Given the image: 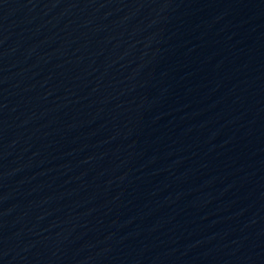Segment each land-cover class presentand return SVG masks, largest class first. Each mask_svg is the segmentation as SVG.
Masks as SVG:
<instances>
[{"label":"water","instance_id":"obj_1","mask_svg":"<svg viewBox=\"0 0 264 264\" xmlns=\"http://www.w3.org/2000/svg\"><path fill=\"white\" fill-rule=\"evenodd\" d=\"M0 264H264V0H0Z\"/></svg>","mask_w":264,"mask_h":264}]
</instances>
